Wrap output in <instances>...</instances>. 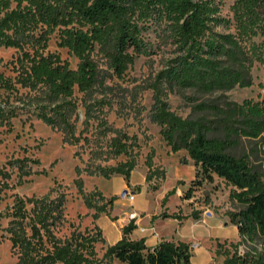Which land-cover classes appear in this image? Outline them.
<instances>
[{
  "label": "trees",
  "instance_id": "16d2710c",
  "mask_svg": "<svg viewBox=\"0 0 264 264\" xmlns=\"http://www.w3.org/2000/svg\"><path fill=\"white\" fill-rule=\"evenodd\" d=\"M231 8L235 31L220 32L215 27L223 19L217 14L213 0H0V46L17 49V55L9 61L15 75L0 72V88L41 85L55 99L71 96L75 87L89 92L100 79V68L93 59L95 49L108 56L112 72L121 76L135 55L151 50V41L144 35L150 27L165 31L175 46V54L165 60L157 73V80L165 90L190 88L198 93H211L249 85L252 57L264 62V0H234ZM53 32L58 35V46L66 47L78 59L75 67H70L58 53L45 52ZM255 35L261 36L259 43L252 40ZM201 107H211L216 115L210 123L181 118L157 93L149 109L150 120L160 125L170 149H185L197 167L185 197L203 181H211L214 175L223 178L232 186L230 196L243 205L229 212L238 235L247 238L255 232L264 235V173L255 169L246 157L226 150L237 140L232 139L234 134L259 136L264 147V94L253 103L227 102L224 107L202 103ZM63 112L59 111V120L50 115L44 118L58 127L64 122L65 132L71 126ZM14 115L12 109L0 102V125L10 129ZM213 129L222 130L223 137L209 136ZM126 137L121 134L112 138L114 154H128L130 143ZM187 157L181 162L186 163ZM29 160L17 157L6 164L17 163L20 180L30 173ZM132 168L133 162L126 159L111 167L84 170L103 176L120 173L128 179ZM8 177L7 169L0 168V189L8 187ZM74 182L82 193L81 177L77 176ZM173 192V188L166 192L161 206ZM83 201L93 206L89 198L83 197ZM64 203V192L53 196L14 194L12 203L0 216L8 218L3 230L8 234L15 264H192L187 242L161 239L148 246L144 237L128 235L135 227L132 221L123 225L122 236L99 254L96 243L104 240L101 228L94 225L80 229L65 217ZM104 204L96 207L94 218L98 211L105 210ZM153 217L181 220L186 215L162 210ZM215 252L225 254L224 264H264L262 256L247 260L229 254L221 243Z\"/></svg>",
  "mask_w": 264,
  "mask_h": 264
},
{
  "label": "rangeland",
  "instance_id": "374dc122",
  "mask_svg": "<svg viewBox=\"0 0 264 264\" xmlns=\"http://www.w3.org/2000/svg\"><path fill=\"white\" fill-rule=\"evenodd\" d=\"M213 2L217 6V14L223 19L215 29L234 32L231 8L234 0ZM144 35L151 41V50L135 55L121 76L112 72L108 56L95 49L93 59L100 68V79L89 92L78 91L75 87L71 96L55 99L41 85L29 88L16 84L17 89L0 88V102L15 113L10 129L0 125V168L4 167L9 172L6 179L8 187L0 189V213L12 203L14 194L40 196L49 193L53 196L64 192L63 211L67 220L78 224L80 229L94 225L101 228L104 240L96 243L101 254L105 246L118 236V228L128 223L130 211L138 214L131 221L140 232H146L148 222H154L149 218L152 213L178 211L186 215L180 221L183 233H190L192 224L203 232L205 226L212 230L205 237L183 236L189 244L192 264H224L225 254L215 252L218 243L229 254L244 256L247 260L260 256L264 259V235L255 232L251 238L240 237L231 223L229 212L243 205L230 196L232 186L223 178L214 175L211 181H203L193 188L189 197H185L197 167L187 157L185 149H170L160 132V125L149 117L155 93L165 99L170 110L181 118L209 123L216 115L211 107H201L202 103L224 107L227 102L260 101L264 94V62L252 57L251 83L246 86L235 85L226 91L211 93H198L190 88L168 91L157 80V73L165 60L175 54V46L160 28L150 27ZM252 40L259 43L261 36L255 35ZM57 41L58 35L53 32L45 52L58 53L70 67H75L78 59L66 47L58 46ZM245 43L248 45L249 41ZM16 55L15 47L0 46V72L5 76L15 75L9 61ZM58 104L62 106L58 108ZM61 110L71 126L65 132L62 129L64 122L58 127L44 118L50 115L59 120ZM121 134L127 135L129 151L128 154L116 155L111 140ZM208 135L223 137L224 133L213 129ZM234 138L237 140L231 142L226 150L246 157L255 169L264 173V147L259 136L234 134ZM17 157L30 159V173L20 180L17 163L6 164ZM183 157H187L186 163L181 162ZM126 159L133 162L128 179L120 173L103 176L88 174L84 170L85 167H111ZM77 176L82 179V193L78 192L74 182ZM172 188L174 192L161 206V198ZM131 191L134 192L132 202L126 196ZM98 192L103 197L100 198ZM83 197L89 198L93 206H87ZM109 199L111 201L107 202ZM102 203H105V210L98 211L94 218L96 207ZM7 220V217L0 216V264H15L16 257L11 252L8 234L3 230ZM162 228L169 231L168 225L164 224ZM180 236L176 230L171 233L173 239Z\"/></svg>",
  "mask_w": 264,
  "mask_h": 264
},
{
  "label": "crops",
  "instance_id": "0c3cea01",
  "mask_svg": "<svg viewBox=\"0 0 264 264\" xmlns=\"http://www.w3.org/2000/svg\"><path fill=\"white\" fill-rule=\"evenodd\" d=\"M155 214H158V213H152L151 215H149V218L151 220H154V222L153 223L148 222V224L145 226L146 232H140L137 228H133V230L129 233V236L131 238L144 237L146 245L153 246L161 239L181 240V241L186 242L183 236L194 238L200 235L202 237H205L207 236V234L212 233V230L210 227L208 229V227L205 226L206 230L205 232H203L201 229H198L195 225L192 224V229L190 233L185 234L183 233V230L181 229V224H182L180 223L181 220H178L176 218H170V217H166V218L153 217V215ZM164 224L169 226V231L167 230L165 231L162 228ZM233 225L237 229L236 225L235 224ZM122 226L121 228H118L119 229L118 236H116L115 240L109 244L114 243L116 240H118L122 236ZM174 230H176V232L181 235L177 239L171 238V233H173ZM167 234H169V236Z\"/></svg>",
  "mask_w": 264,
  "mask_h": 264
},
{
  "label": "built area",
  "instance_id": "2783aa9c",
  "mask_svg": "<svg viewBox=\"0 0 264 264\" xmlns=\"http://www.w3.org/2000/svg\"><path fill=\"white\" fill-rule=\"evenodd\" d=\"M128 200L130 202H132V200L134 199V192H128V194L126 195ZM138 216V214L136 213V211H130L128 214H127V221H131L132 219L136 218Z\"/></svg>",
  "mask_w": 264,
  "mask_h": 264
},
{
  "label": "water",
  "instance_id": "95a60500",
  "mask_svg": "<svg viewBox=\"0 0 264 264\" xmlns=\"http://www.w3.org/2000/svg\"><path fill=\"white\" fill-rule=\"evenodd\" d=\"M124 193H125V190L122 191V194H124Z\"/></svg>",
  "mask_w": 264,
  "mask_h": 264
}]
</instances>
